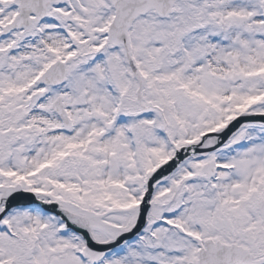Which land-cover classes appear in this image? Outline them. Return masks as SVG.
<instances>
[{
	"label": "snow or ice",
	"instance_id": "1",
	"mask_svg": "<svg viewBox=\"0 0 264 264\" xmlns=\"http://www.w3.org/2000/svg\"><path fill=\"white\" fill-rule=\"evenodd\" d=\"M0 264H264V0H0Z\"/></svg>",
	"mask_w": 264,
	"mask_h": 264
}]
</instances>
